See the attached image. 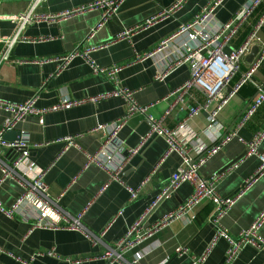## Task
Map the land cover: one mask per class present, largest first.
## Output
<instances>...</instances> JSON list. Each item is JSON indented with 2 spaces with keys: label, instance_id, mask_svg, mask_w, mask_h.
Wrapping results in <instances>:
<instances>
[{
  "label": "crops",
  "instance_id": "0c3cea01",
  "mask_svg": "<svg viewBox=\"0 0 264 264\" xmlns=\"http://www.w3.org/2000/svg\"><path fill=\"white\" fill-rule=\"evenodd\" d=\"M33 0H0V99L10 103H25L37 96L39 108L50 107L60 99H83L112 91L114 82L102 74H95L82 56H76L70 64L59 71L60 61L55 57L65 55L77 47L97 48L91 57L103 67L123 65L118 73L120 84L135 91L134 97L142 105L153 106L150 114L163 119L164 125L175 129L186 122V130L201 133L205 143H211L212 135L205 132L212 106L188 121V107L206 104V97L198 89H191L183 103L173 92L190 76V68L182 64L171 70L163 79H158L170 63L164 54L142 61L137 53L155 50L162 39L173 35L186 25L211 0H125L111 18L101 27L102 11L94 9L73 15L60 21H40L28 24L23 35L30 38L51 37L41 42H17L9 59H2L6 43L3 39L12 36L17 22L12 18L27 12ZM96 0H45L35 14H57ZM248 0H223L207 23L208 31L229 21ZM264 3L244 22L238 33L226 47L230 52L237 49L255 30L264 15ZM149 19L152 25L143 28ZM142 26L123 38L120 34ZM203 26V25H201ZM95 30V31H94ZM207 30V27H206ZM94 31L92 37L90 34ZM259 40L253 46L264 49V24L258 30ZM192 42L189 32L179 34L172 40L169 49L179 48ZM252 49V48H251ZM240 64L239 71L226 88L228 95L250 70L255 60L248 55ZM166 55V54H165ZM258 55V54H257ZM48 59L43 63L22 59ZM163 58V60H162ZM264 89V60L239 91L232 95L217 114L220 138L231 133L236 121L243 115L254 95ZM170 110L168 114L166 112ZM126 112V101L121 96H110L97 103H85L52 111L43 119L30 115L16 129L21 139L28 141L29 160L46 171V202L52 209V219L68 225L78 219L79 229H53L35 227L38 207L26 201L14 215L0 210V263L1 264H194L206 255L204 264H264V247L245 246L240 253L230 258V242L217 238V229L210 221L215 209L214 202L205 198L194 210L160 226L141 241L119 251V243L128 237L132 227L142 220L147 230L192 195L194 185L186 182L167 197L159 198L172 175L182 166L183 157L177 151L168 153L165 137L149 136L145 144L128 162L120 180H109L108 173L96 163L88 162V155L95 154L106 131L95 130L100 125L110 124ZM9 112L0 108V128ZM264 104L238 131V135L209 157L199 168L205 178L230 169L217 184L216 190L223 197L237 194L244 181L259 167L257 155L241 160L246 152V143L263 126ZM150 130L144 115L135 114L119 132L126 149L137 147ZM203 133V134H202ZM75 144L67 137L76 136ZM8 141H14L12 138ZM264 151V141L259 147ZM194 160L199 158L195 150L190 152ZM3 164L12 167L13 157L7 151L0 154ZM236 163H239L235 167ZM233 166V167H232ZM141 187L139 197L131 199L129 188ZM25 187L16 178L3 177L0 167V202L11 208L24 193ZM44 200V199H42ZM264 210V176L255 182L226 213L221 226L231 237L249 228ZM81 214V217L79 216ZM194 216V218H192ZM264 237V224L260 229ZM182 248L178 252V248ZM116 252L111 258L105 255Z\"/></svg>",
  "mask_w": 264,
  "mask_h": 264
},
{
  "label": "built area",
  "instance_id": "2783aa9c",
  "mask_svg": "<svg viewBox=\"0 0 264 264\" xmlns=\"http://www.w3.org/2000/svg\"><path fill=\"white\" fill-rule=\"evenodd\" d=\"M43 1L45 0H33L31 8L27 12L12 17L17 22V27L12 36L3 39L4 43H6V47L1 55L2 59L7 60L10 58L12 48L17 42H41L51 39V37L30 38L23 35V30L30 23L40 21H60L79 13L100 9L102 11V19L97 25V28H99L114 15L119 5L125 0H96L88 6L77 7L57 14H35L37 6ZM222 1L223 0H211L186 25L181 27L173 35L162 39L155 50L136 54L137 61H142L162 53L164 54L163 57L170 59V63L165 65V70L158 76V79H163L171 70L182 64L189 65V78L179 86L173 94L178 95V100L181 101L180 103H183V97L191 89H198L203 93L206 97V104L203 107L189 106L188 121L197 116L203 108H209L211 105L212 109L208 116V123L205 130L207 134L212 135L211 143H205L202 139L201 133L186 130V122L181 123L175 129H169L164 125L163 119H158L151 115L150 109L153 105H142L138 103L134 97L135 91L127 89L120 84L118 73L122 70L123 65L115 64L109 67H103L98 65L91 57V52L102 46L87 49L77 47L65 55L55 57V60L60 61L58 70L61 71L65 69L76 56L82 55L87 59L95 74H102L108 77L114 82L116 87L108 93L88 98H63L56 104L44 108L37 107V96H34L21 104L10 103L0 99V108L9 112V116L0 128V154L7 151L14 155L12 167L3 164L1 159L0 167L2 168L4 178H16L25 187L24 193L11 208H5L0 202V210L8 215H14L19 211L24 202L30 201L33 207H38V209L41 210L40 214L36 217L37 221L35 227L74 230L81 228L78 219H74V221L68 225H61L59 222L52 219L46 220L49 217V214L51 215L50 209H52L46 202V192L48 188L44 181L46 171L37 168L34 163L29 160L27 140L20 139L19 141H8L4 135L8 130L15 129L20 122L24 121L25 118L30 115L43 119L44 115L52 111L66 109L85 103H97L110 96H121L126 101V112L121 118L113 123L100 125L95 129L97 131H106V137L102 140L98 151L95 154L88 155L87 165L90 163H96L102 167L109 175L108 181L120 180V176L128 162L136 153H138L148 137L152 135L162 136L165 137L168 142V153L173 150L179 152L183 157V163L179 170L172 175L168 183H166L159 198L169 196L186 182L192 183L194 185V190L185 203L180 205L176 210L168 214L165 219L158 222L153 227L143 230L142 220L138 221L132 227L128 237L119 243V251H124L127 248L132 247L169 221L191 213L195 206L205 198L211 199L215 204V209L210 221L217 229V238L223 237L230 242L231 247L228 250L230 258L236 257L247 245H252L258 248L264 247V237L260 234V229L264 224V210L258 215L251 226L243 230L237 238L231 237L220 224V221L231 209L237 199H239L255 182L264 176V151L259 150L260 145L264 141V123L254 134L252 139L246 143L245 155L239 160V162H242L248 156L257 155L260 159V165L258 169L244 181L237 194L232 197H223L216 190V184L227 175L230 169L215 173L209 178L202 177L199 172V168L207 161V159L217 153L223 145L233 138V136L238 135V131L247 124V122L264 104V89L261 88L254 95L243 115L237 120L233 131L220 138L221 133H218L220 128L217 120L218 112L227 103L229 98L236 94L241 86L248 81L264 60L263 49L262 51L260 50L259 54L253 61L250 70L236 84L230 94H225L226 88L230 85L233 77L239 71L241 62L251 51L253 43L259 40L257 34L258 30L264 24V15L255 30L237 49L227 52L226 47L231 43L239 29L253 14L255 9L260 4L264 3V0H248L229 21L220 24L213 31H208L209 28L207 23L212 19L211 15ZM154 21L155 19L147 20L143 25V28L152 25ZM141 27L142 26H138L125 31L117 38H123ZM94 31H92L89 37L93 36ZM185 32H189L192 42H187L179 48L170 50L169 47L172 44V40L179 34ZM48 60L49 58L31 60L22 59L19 61L43 63ZM169 112L170 110H168L166 114ZM135 114L145 116L146 120L149 122L150 130L147 135L142 137L137 147L126 149L123 141L119 138V132ZM78 136L79 135L70 136L67 137L66 140L69 144H75ZM192 150H195L196 153H198L199 158L197 160H194L190 155ZM238 164L239 163H236L233 166L235 167ZM129 192L131 194V199H136L140 195L141 187L137 189L129 188ZM79 216L81 217V214ZM192 218H194V216H192ZM182 250L181 247L177 249L178 252H181ZM114 255H117L115 251L108 252L105 256L111 258ZM205 260L206 255H203L194 264H204Z\"/></svg>",
  "mask_w": 264,
  "mask_h": 264
},
{
  "label": "water",
  "instance_id": "95a60500",
  "mask_svg": "<svg viewBox=\"0 0 264 264\" xmlns=\"http://www.w3.org/2000/svg\"><path fill=\"white\" fill-rule=\"evenodd\" d=\"M259 52H260L259 46H253L251 49V53L248 55V58H247L249 60V62H252L253 59L257 56V54H259ZM4 137L6 139L12 138V140H14V141H19L21 139V132L16 128L12 129V130H8L5 133ZM9 154L12 155L11 152H9ZM12 157H14V155H12ZM162 198H164V197H162Z\"/></svg>",
  "mask_w": 264,
  "mask_h": 264
},
{
  "label": "trees",
  "instance_id": "16d2710c",
  "mask_svg": "<svg viewBox=\"0 0 264 264\" xmlns=\"http://www.w3.org/2000/svg\"><path fill=\"white\" fill-rule=\"evenodd\" d=\"M264 8V7H263ZM262 7L260 9H263ZM258 9V8H257Z\"/></svg>",
  "mask_w": 264,
  "mask_h": 264
}]
</instances>
